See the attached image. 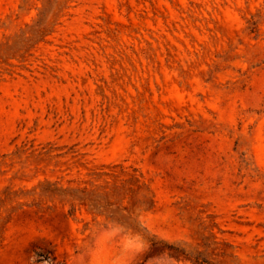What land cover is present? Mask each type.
<instances>
[{"label": "rangeland", "instance_id": "1", "mask_svg": "<svg viewBox=\"0 0 264 264\" xmlns=\"http://www.w3.org/2000/svg\"><path fill=\"white\" fill-rule=\"evenodd\" d=\"M0 264H264V0H0Z\"/></svg>", "mask_w": 264, "mask_h": 264}, {"label": "trees", "instance_id": "2", "mask_svg": "<svg viewBox=\"0 0 264 264\" xmlns=\"http://www.w3.org/2000/svg\"><path fill=\"white\" fill-rule=\"evenodd\" d=\"M164 246L173 250V251H178L177 248L172 246V245H164ZM43 260H45V257L42 254H38L37 262H41Z\"/></svg>", "mask_w": 264, "mask_h": 264}]
</instances>
